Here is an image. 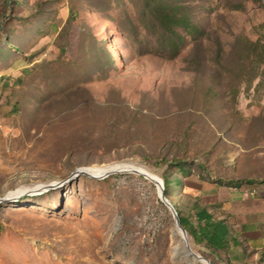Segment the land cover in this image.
<instances>
[{
    "label": "rangeland",
    "instance_id": "374dc122",
    "mask_svg": "<svg viewBox=\"0 0 264 264\" xmlns=\"http://www.w3.org/2000/svg\"><path fill=\"white\" fill-rule=\"evenodd\" d=\"M170 1L200 30L173 29L176 55L145 0H0V199L120 162L163 183L80 175L3 201L0 264H189L160 193L184 216L187 176L264 179V66L238 57L264 43V2ZM186 236L210 264H264Z\"/></svg>",
    "mask_w": 264,
    "mask_h": 264
},
{
    "label": "crops",
    "instance_id": "0c3cea01",
    "mask_svg": "<svg viewBox=\"0 0 264 264\" xmlns=\"http://www.w3.org/2000/svg\"><path fill=\"white\" fill-rule=\"evenodd\" d=\"M209 178L187 176L184 180L183 197L190 203L191 215L204 213L214 223L222 221L228 226L224 251L229 258L264 259V179L236 177L226 183ZM204 224L199 221V226Z\"/></svg>",
    "mask_w": 264,
    "mask_h": 264
},
{
    "label": "trees",
    "instance_id": "16d2710c",
    "mask_svg": "<svg viewBox=\"0 0 264 264\" xmlns=\"http://www.w3.org/2000/svg\"><path fill=\"white\" fill-rule=\"evenodd\" d=\"M262 1L264 2V0ZM145 4L154 15L155 21L168 35L166 42L173 55L179 52V47L184 40L182 36L173 30L175 27L180 26L184 30H188L192 36L200 33L199 28L191 23L180 5H175L170 0H145ZM236 8L241 9V6L238 5ZM245 44L246 46L241 49L238 56L242 60L239 70L245 64L243 62L244 59L252 60V63L257 66H264V43L247 40ZM216 56L219 59L223 56L221 47H218ZM183 172H186V170H183ZM163 181L165 189L172 185H181L178 178H174L172 182L169 181V178H163ZM173 207L177 208L175 204H173ZM178 216L181 227L192 237L196 244L206 249L211 256L213 255L220 259L225 255L224 249L227 246L226 242L229 238L228 226L226 224L222 221L214 223L204 213L200 216H197L196 213L194 216L189 214L182 216L181 212H178ZM200 220L205 222L203 227L199 226Z\"/></svg>",
    "mask_w": 264,
    "mask_h": 264
},
{
    "label": "bare ground",
    "instance_id": "6f19581e",
    "mask_svg": "<svg viewBox=\"0 0 264 264\" xmlns=\"http://www.w3.org/2000/svg\"><path fill=\"white\" fill-rule=\"evenodd\" d=\"M79 171L80 172L84 171L86 174L85 176L88 175L92 177L93 176L99 177V176L105 175L106 173H110V172L113 174H116L119 172L135 173L137 175L141 174L140 176L145 177L150 182H152L151 181L152 178H155L157 179L159 183H162L158 178L153 176L145 168L132 164V163H127V162H120V163L114 164L113 166L110 165V166L100 167V168H92V169L81 168L79 169ZM153 184L156 185L160 190L162 189L159 184H156V183H153ZM53 185H55L54 182H49L45 184L41 183V184H35V185H30V186H21L18 189H16V191L10 192L7 196H5L7 198L6 201H17L24 196H33V195L42 194L44 192L52 190L53 188H49V187ZM162 187H163V183H162ZM174 238L177 239V244L174 246L172 254H174L175 257L183 258L184 260H187L190 264V251L187 248V245L189 247L187 236L181 233L180 230L176 227L175 232H174Z\"/></svg>",
    "mask_w": 264,
    "mask_h": 264
},
{
    "label": "water",
    "instance_id": "95a60500",
    "mask_svg": "<svg viewBox=\"0 0 264 264\" xmlns=\"http://www.w3.org/2000/svg\"><path fill=\"white\" fill-rule=\"evenodd\" d=\"M119 173H122V172H119ZM111 174H113V173H106L105 175H102V176H99V177H92V176H86V177H91V178H94V179H103V178H105V177H107V176H109V175H111ZM79 175H82V176H85L86 174H85V172L84 171H79V169H76L71 175H70V177L68 178V179H66L65 181H63V182H61L60 184H55V185H53V186H51V187H49V188H54L55 186H57V185H62V184H65V183H68V182H70L71 180H73V179H75V178H77ZM141 175V174H140ZM151 181L153 182V183H156V184H159L160 185V187L163 189V187H162V183H159L158 181H157V179H155V178H152L151 179ZM158 182V183H157ZM162 189H161V191H162ZM160 197H161V199H162V201H164V203L166 204V206L169 208V210L171 211V213H172V216H173V219H174V223H175V226L180 230V232L181 233H183L184 235H186V231L181 227V225H180V223H179V216H178V212L176 211V209L163 197V195H161V193H160ZM6 197H3V198H1L0 199V203L1 202H3V201H6ZM187 248L189 249V251H190V264H197V263H205V264H210V261L208 260V259H206V258H204V257H202V256H200V255H198V254H195V253H193L191 250H190V248L188 247V245H187Z\"/></svg>",
    "mask_w": 264,
    "mask_h": 264
},
{
    "label": "built area",
    "instance_id": "2783aa9c",
    "mask_svg": "<svg viewBox=\"0 0 264 264\" xmlns=\"http://www.w3.org/2000/svg\"><path fill=\"white\" fill-rule=\"evenodd\" d=\"M252 194H254V192H252Z\"/></svg>",
    "mask_w": 264,
    "mask_h": 264
}]
</instances>
